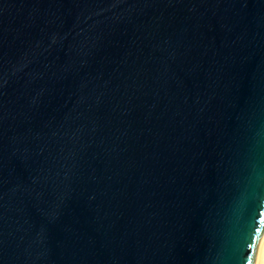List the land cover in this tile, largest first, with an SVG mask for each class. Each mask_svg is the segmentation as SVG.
<instances>
[{
	"label": "water",
	"instance_id": "obj_1",
	"mask_svg": "<svg viewBox=\"0 0 264 264\" xmlns=\"http://www.w3.org/2000/svg\"><path fill=\"white\" fill-rule=\"evenodd\" d=\"M264 225V0H0V264H251Z\"/></svg>",
	"mask_w": 264,
	"mask_h": 264
},
{
	"label": "bare ground",
	"instance_id": "obj_2",
	"mask_svg": "<svg viewBox=\"0 0 264 264\" xmlns=\"http://www.w3.org/2000/svg\"><path fill=\"white\" fill-rule=\"evenodd\" d=\"M264 227V225H263ZM251 264H264V228L257 241Z\"/></svg>",
	"mask_w": 264,
	"mask_h": 264
}]
</instances>
